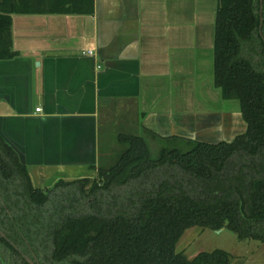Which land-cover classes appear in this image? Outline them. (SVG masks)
Returning <instances> with one entry per match:
<instances>
[{
  "label": "crops",
  "instance_id": "1",
  "mask_svg": "<svg viewBox=\"0 0 264 264\" xmlns=\"http://www.w3.org/2000/svg\"><path fill=\"white\" fill-rule=\"evenodd\" d=\"M0 9L15 53L0 60V136L40 186L114 166L122 152L102 149L127 132L201 139L211 127L199 117L224 114L218 0H0ZM225 114L214 140L246 131L238 110Z\"/></svg>",
  "mask_w": 264,
  "mask_h": 264
},
{
  "label": "trees",
  "instance_id": "2",
  "mask_svg": "<svg viewBox=\"0 0 264 264\" xmlns=\"http://www.w3.org/2000/svg\"><path fill=\"white\" fill-rule=\"evenodd\" d=\"M257 0H218L214 83L240 103L246 131L231 142H194L153 159L142 137L127 145L101 183L61 181L47 193L0 136V230L41 264H232L223 250L190 260L186 231L228 229L264 243V41ZM11 16L0 9V60L12 59ZM189 142H192L190 140ZM14 264H28L5 239ZM0 264L2 262L0 261Z\"/></svg>",
  "mask_w": 264,
  "mask_h": 264
},
{
  "label": "rangeland",
  "instance_id": "3",
  "mask_svg": "<svg viewBox=\"0 0 264 264\" xmlns=\"http://www.w3.org/2000/svg\"><path fill=\"white\" fill-rule=\"evenodd\" d=\"M223 102L224 105L222 107V110L224 111V113L234 114L236 110L239 111L240 109V103L236 100H224ZM239 132L241 131H238L237 133ZM135 133L127 132V135H136L142 137L147 143L151 153V157L153 159H159L161 154L165 151H171L176 149L183 153L188 152L196 144L194 143L195 141L189 142L185 139L180 138H155L152 133H149L144 129H139ZM232 134H228L225 131V139L230 140V137L233 136ZM201 139L204 141L208 140L204 136ZM210 141L218 142L219 140L210 139ZM125 148H127V145L123 143L121 145L113 143L112 149L107 150V145L104 144L102 151H110V155L113 154L116 160L117 156L120 155ZM112 166V164H109L106 167H104V165H102L101 167H104V169H108ZM86 179L90 180V184L86 188L87 192H90L92 184H94V182L101 183V180L99 178V172L97 170H90V172L84 176L74 179L61 178L57 181H54L50 186H40V184L38 185L37 182H33V184L36 188L43 189L47 193H50L56 189V186L61 181L65 183H79ZM261 245L262 243L257 241H241L238 239L235 233L228 229H224L222 233H218L211 230L203 231L198 228H193L184 234L178 244L177 250L178 252H184L186 257L190 260L194 259L198 254L202 252H213L215 250H223L229 252L234 256L235 259L232 261V264H264V248H259V246Z\"/></svg>",
  "mask_w": 264,
  "mask_h": 264
},
{
  "label": "flooded vegetation",
  "instance_id": "4",
  "mask_svg": "<svg viewBox=\"0 0 264 264\" xmlns=\"http://www.w3.org/2000/svg\"><path fill=\"white\" fill-rule=\"evenodd\" d=\"M218 90H220V89H218ZM220 92H221V95H222V91L221 90H220ZM222 99H223V96H222ZM223 100H225V99H223ZM239 112L241 113V108H240ZM241 117H242V121L244 122L242 113H241ZM199 121H200V123L203 126L211 127V128L206 129L205 131H202V135H201V136L206 137L208 140L204 141L202 139L195 138L192 141H196V142H210V143L229 142L225 138L219 139L218 142L217 141L216 142L210 141V139H212L211 136L214 134L213 132H215L213 130H216V131H217V129L219 130V128L223 126V125L220 126L219 123L220 122H222V123L226 122V114L225 113L224 114L223 113L222 114H217V115H214V116L213 115H209V114L202 115V116L199 117ZM191 123H193V120L191 121ZM214 123H217V124L214 125ZM224 129H227V127H224ZM209 130H212L211 131L212 133L208 132ZM218 136H219V132H218V135H217L216 138H219ZM31 260H33L37 264H41V262L35 256H33V259H31ZM0 261L2 262V264H14L16 262L13 254L11 252H8L7 250L2 248L1 241H0Z\"/></svg>",
  "mask_w": 264,
  "mask_h": 264
},
{
  "label": "water",
  "instance_id": "5",
  "mask_svg": "<svg viewBox=\"0 0 264 264\" xmlns=\"http://www.w3.org/2000/svg\"><path fill=\"white\" fill-rule=\"evenodd\" d=\"M37 66H40V62H37ZM245 132V131H244ZM244 132H234L230 138V140H228L229 142L233 141L238 135L244 133ZM0 217H1V210H0ZM221 231H218V233H220ZM2 239L7 240L22 256L23 258L28 262V264H37L35 263L33 260H31L27 255L24 254V252L22 250H20L17 245H15L13 242H11L7 236L0 230V241Z\"/></svg>",
  "mask_w": 264,
  "mask_h": 264
},
{
  "label": "built area",
  "instance_id": "6",
  "mask_svg": "<svg viewBox=\"0 0 264 264\" xmlns=\"http://www.w3.org/2000/svg\"><path fill=\"white\" fill-rule=\"evenodd\" d=\"M89 54H90V55H93V52L91 51V52H89ZM38 111H40V109H38Z\"/></svg>",
  "mask_w": 264,
  "mask_h": 264
}]
</instances>
